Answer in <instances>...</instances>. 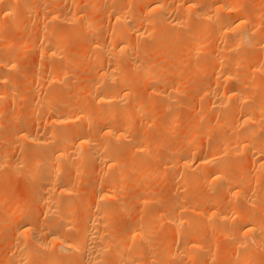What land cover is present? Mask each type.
Wrapping results in <instances>:
<instances>
[{
  "label": "bare ground",
  "instance_id": "1",
  "mask_svg": "<svg viewBox=\"0 0 264 264\" xmlns=\"http://www.w3.org/2000/svg\"><path fill=\"white\" fill-rule=\"evenodd\" d=\"M42 1L41 5L39 4L40 6L34 9L35 6L32 8L25 0H0V32L3 30L4 34V30L9 25L15 34L23 31L25 26L23 19L31 12L34 13L35 26L42 28L40 30L47 28L52 37L48 36L49 34H47L49 39L46 34L43 35L46 37L45 39L42 38L43 36L39 37L42 39L38 44H43V48L42 45H35L36 41L33 43L34 46L31 44L32 40L29 42L31 47L35 48L34 54L39 56L37 59L41 57L40 64L46 62L47 59L50 62L54 59V64L51 63V73L48 71L49 76L46 77L49 83L46 87L50 86V89L53 87L54 91L49 89L52 94L45 92V95H49L43 96L47 100L52 97L54 102V99L57 101L63 92L69 90L70 94L72 93L69 96L73 100H69L70 103L68 100L63 102L64 107L62 108L64 109L59 110L56 108L60 107L62 103L60 106H56L53 102V104L50 103V100L47 102L46 99H42L41 91L39 93L36 90L35 93L33 90L35 94L32 96H41L40 99L38 98L39 103L44 100L51 106L45 105L44 102V104L42 103L45 105L44 107L47 106L44 108L41 106L42 104H38L36 97L37 106L44 108L43 112L39 110L40 113H43V117L42 114L39 115V118L40 116L43 118L41 119L43 124L39 126L37 122L32 127L36 128L38 125V129H34L29 127L27 119V124L13 129L14 131L9 137V146L0 147V168L8 166L7 170L10 168L16 170L17 164L30 163L31 170L28 174L31 178H29L32 181L42 180L36 194V210L33 206L34 203L33 207L30 206V203L28 204L30 206L28 209L33 208L34 210H23L20 205L14 207L15 209L10 206L12 212H9L11 216L8 213L10 216L8 221L10 219L16 225L15 227L13 225L14 229L12 228V232L9 234L11 237H7L8 233L5 236L9 238L7 242L9 247L6 246L8 255L7 259L3 257L6 260L4 262L6 264H71L72 262L75 264H99L105 259L103 264L110 261L116 264L157 263H155L156 258L143 253L144 247L148 245L151 226L158 222L155 219L159 218V212L151 209L155 205L149 192L147 195V192H144L142 188L134 191L139 186L137 185L139 180H136L135 177H147L149 173L154 175V172L156 176V173L160 172L152 167L151 162H154L152 158L155 156L153 157L149 152L148 147L156 139L148 137L146 133L147 129L156 128V126L151 123L154 127H149L151 118L146 122L142 117H148V114H151L150 117H152L154 112L156 115L159 108L169 111L171 122L175 116L174 108L180 104L177 97L184 89L181 91V85H178L177 81L176 84L169 82L172 74L175 75L176 72L172 70L166 72L167 70L164 69L167 67L163 62H171L170 64L174 63L175 65L179 62L181 66L180 58L175 56L176 52L172 51L170 45L181 43V41L175 42L177 38L180 39L179 36H175L179 31L182 34L181 40L188 44L187 47H183L186 51L187 48L190 49L188 56L195 58L194 61L197 62L198 66L193 72L196 74L203 70L210 74L209 81L201 87L203 89L197 90L199 92L190 96H193L196 101L203 96L206 101L204 100L205 104L201 110H210L217 115L215 119L211 116V118L205 119L201 114L197 115V118L198 120L204 118L203 121H206L207 125L206 131L223 128L224 131L227 129L228 135L225 131V133L218 134L219 136H213L212 142L205 139L207 141H205L207 145L205 151L203 150L205 144L203 146L190 143L197 134L191 132L189 134L187 127L185 134L190 135L191 138L186 143L184 142L182 149H176L171 153L173 156L170 157V162L165 167L167 170H171L176 166V169H179L177 174L180 175L177 178V184L189 186V189L182 196L183 202L173 206L170 212L167 209L162 214L167 220L172 221L176 218L179 225L182 224L181 219L188 216H191L192 219L194 216L213 218L223 225L228 220L227 215L230 214L235 221H241V225L236 224L237 226L231 223L233 232H229L232 240L236 241V251L231 252L232 257L236 259L234 264H264V187L260 194L253 195V199L239 197L244 190L251 188L253 183L256 185L255 180L264 179V155H261L263 153L261 150L264 149V138L256 136L258 130L261 129V120L260 117L258 119V116L264 120V102L260 101L259 103L257 100L261 98L260 95H264L262 94L264 90H261L263 87L261 84L264 83V0H260L262 7H258V5L255 7L253 5L256 3L251 4L247 0H109V3L107 0L109 5L104 4L101 9L99 8L100 0L98 1L100 5H97V8L95 7L97 0H64L66 3L68 2V11L64 8L65 6L64 9L62 8L63 11L61 5L46 7V5H42ZM35 3L37 4V2ZM98 14L99 16H97ZM95 17H100L102 21L105 20L100 21L103 26L106 22L105 33L107 32V34L105 37L100 40H83L85 43L79 49L72 48L75 50L76 57L72 55L73 51L72 54L69 53L71 56L68 57L69 46L66 47V41L63 40L64 38L61 39L62 34L61 37H59L60 35H58L59 38L56 37V32H60L56 30L57 26L71 24V27L75 28L80 25L81 30L94 32L95 29H99L100 25H97V28L93 26ZM3 20H7V23H4ZM6 24L9 25L6 26ZM101 27L100 29L103 30L104 27ZM69 30L71 29L69 28ZM78 31L80 30L75 28V32L70 31V33L72 36H79ZM3 34L0 38L3 37ZM205 37L210 41L209 46L207 45L210 50L205 48L208 51V55L205 56L207 58L197 60L200 50L205 44L201 42V39ZM39 38H36L37 42ZM24 41L26 43L27 40ZM23 42H21V46L23 44L24 46L20 47L19 52L26 49ZM13 43L16 47L17 43ZM159 47L161 51H158ZM181 49L180 51H183ZM167 50L172 51V54ZM2 51L4 52L0 44V52ZM8 51L6 49L5 52ZM3 52L0 56V99L6 95L12 97L17 92V83L13 80L15 79L14 75L12 76L18 70L16 61H14L16 57L12 58L11 52H8L9 55ZM155 56H159L160 60L158 61L164 59L161 62L163 66L159 65V62L156 64L154 61L152 62ZM42 58L45 61H42ZM78 64H87L92 67L90 70L88 69L90 77H86L88 81L80 91V87L75 89L74 84L68 83V80L71 79H69V69ZM9 73L13 79L8 76ZM38 73L33 71L30 74L29 79L33 83H38L39 79L43 78L44 75ZM44 79L42 80L44 81ZM249 79L250 82H246ZM137 80L146 84V86L143 85L148 87L146 89H150V92L142 94L141 89H137V84H139ZM50 83H53L54 86ZM81 91H83L82 94ZM82 95L83 102H81ZM256 95H258L257 99L254 97ZM54 96L56 97L53 99ZM250 98L251 100L255 98L257 103L251 104ZM76 99H79L80 102ZM85 99L88 102L91 101L90 104L93 106L89 104L90 107L87 105L86 110L84 108L82 110L80 104L82 103L81 105L84 106ZM77 101L80 104L78 108H75L78 104ZM196 101L193 103L194 105L197 103ZM31 103L32 101L29 105ZM32 107L36 108L35 104ZM28 108L30 109V107ZM203 112L205 113V111H201V113ZM206 118L208 117L206 116ZM137 119L145 121L144 124L142 122V128L138 127L141 122H137V124ZM10 120L12 122V119ZM38 120L41 122L40 119ZM157 123L162 125L160 122ZM194 124L196 123L192 122V125ZM41 125L42 128H39ZM161 127L162 129L159 128V130H163L165 126ZM156 131L158 133L157 129ZM156 131L154 132L156 133ZM221 134H226V136ZM253 137L256 144L251 142V140L254 141ZM151 138L153 141L150 140ZM161 144L160 140L157 146ZM237 148L240 150L238 156L246 154L243 158L248 164L251 163L254 166L255 180L248 176V178H244L243 175L238 179L232 176L228 177L227 173L241 170L228 158V154L232 155V152L237 151ZM12 149L18 152L22 151L21 158L18 159L16 156L17 159L10 161L8 155ZM241 150L245 153H241ZM226 154L228 155L227 161L224 159ZM193 161H196L195 165L190 163ZM90 174L95 177L93 184L83 193L84 195L78 197L69 184H77L82 176ZM132 174L139 175L132 177ZM150 174L149 176H151ZM160 174L157 176L163 178ZM130 184H135V188ZM257 188L259 190L261 187ZM140 191L143 192L140 194L141 196L138 195ZM217 193H222L223 197H218ZM232 194L238 197L236 201H230ZM122 196H127V201L118 205L120 203L118 199ZM227 197L230 200H226ZM74 200H79V204L82 205V207L79 206V210H82L79 212L83 215V221L78 225H74L72 218L73 210H75L72 209ZM134 203L140 204L142 209H148L144 215L145 218L140 219L139 225L131 224L132 226L126 232L111 229L110 222L114 209L117 208L124 212ZM204 204L208 206V209L199 211L198 206ZM53 217L56 221L53 220ZM192 225L195 226L188 230L189 239L182 234V231L177 232V244L174 250H172V243L168 239L164 240L160 251L164 258L182 253L189 264L206 263L204 249L206 250L208 246L202 241L205 231L199 229L193 222ZM122 240L125 242L118 244ZM248 240H254L255 246H249ZM44 253L47 258L45 263H42L43 260L40 256H44ZM208 255L211 256L209 253ZM104 256L107 257V260ZM64 258L69 261L63 260Z\"/></svg>",
  "mask_w": 264,
  "mask_h": 264
},
{
  "label": "rangeland",
  "instance_id": "2",
  "mask_svg": "<svg viewBox=\"0 0 264 264\" xmlns=\"http://www.w3.org/2000/svg\"><path fill=\"white\" fill-rule=\"evenodd\" d=\"M8 1V0H7ZM26 2H28L29 3V6L31 5V7L33 8V6H35L34 7V9L36 8V7H38V6H40L41 5V0L40 1H37V0H25ZM30 1H31V3H30ZM44 1L45 0H43L42 1V5H46V7H49V6H51V5H53V6H59V5H61V9L64 7L65 9H67V11L69 10V6H68V2L66 3L64 0L62 1V2H60L59 0H47V1H45L46 3L44 4ZM99 0H97L96 1V3H95V7L97 6V5H100L99 6V8L101 9V7H102V5H104V4H106V5H109L108 3H109V0H108V3H107V0H105L106 1V3H105V1L103 0H100L101 2H100V4H99V2H98ZM247 1H250L249 3H253V4H255V5H253V6H255V7H257L256 5H258V7H262L261 6V4L262 3H260V0H247ZM258 1H259V4H257L258 3ZM35 2H37V4L35 3ZM40 4V5H39ZM67 7V8H66ZM98 7V6H97ZM96 7V8H97ZM104 7V6H103ZM102 7V8H103ZM56 8H60V7H56ZM63 8V9H64ZM33 9V10H34ZM37 9V8H36ZM60 9V10H61ZM62 9V10H63ZM85 9V8H84ZM256 9H258V8H256ZM260 9V8H259ZM34 11H36V10H34ZM64 11V10H63ZM34 14V13H33ZM32 14V12L30 13V15H27L26 17H25V19H23V24L25 25L24 26V29H22L23 31H21V32H16V34L14 33V31L12 30V27L9 25V24H6V26H8L9 25V27H11V28H7L6 27V29L4 30L5 32H4V34H3V30H2V32H0V36H1V34H3V37L2 38H0V44H1V48L3 47V50H4V52L3 53H5L6 55L8 54L9 55V53L11 52L12 53V55H11V53H10V56L13 58V56H15L16 57V59L14 60V61H16L15 62V64L18 66H16L17 67V72L15 73V74H12V76L14 75V77L13 78H15V79H13L12 77H11V73H9V75L8 76H10V78H12L13 80H15L16 81V83H17V85L15 84V83H13L14 85H16V90H17V92L15 93V94H13V96L12 97H10V95H6V96H4V97H2L1 99H0V147L2 148V147H8L9 146V143H10V136H11V133L14 131L13 129H16V127L18 128V127H21V126H23L24 124H27L26 123V121H27V119H28V122H29V127H32L34 124H37V122H38V125L40 126V124H43V120H41V119H43L42 117H43V113H40L39 112V110H41V112H43V110H44V108H46L48 105L50 106V103H52L53 101H52V97H49V98H51V99H46V98H44V96L43 95H45L46 93L45 92H49L50 94H52L51 93V91H54V89H52L53 87H51V89H50V86H47L46 87V85H48L49 83H48V79L46 78L47 77V75L49 76V74H48V71L51 73V63H53L54 64V59H53V61L52 62H50L48 59H47V61L46 62H42V64H40L39 62H40V60H41V57H40V59H37V58H39V56H37V54H34V52H33V50L35 51V48L33 47H31V44L34 46V42L36 41V43H35V45L37 44L38 46H41L42 45V48H43V44H38V43H41V42H39V40H41L42 38H46V37H44L43 35L44 34H46V36H47V34H49L48 36H50L51 37V35H50V33H48V30H47V28H46V30L44 29V30H40V29H42V28H37V25L35 26V24H34V19H33V15ZM97 16H99V14L97 15ZM101 18H102V16H100ZM100 17H95L94 18V25L93 26H95L96 28H97V25H99L100 23H102L103 21H105V20H101V18ZM32 20V21H31ZM7 21V20H6ZM6 21H4L3 20V22L5 23ZM24 21H25V23H24ZM28 21V22H27ZM100 21H102V22H100ZM7 23V22H6ZM101 25H102V27H104L105 25H106V22H105V24H104V26H103V24H100L98 27H99V29H95V27H93L94 29H95V31L94 32H90V31H84V30H81V26L80 25H78L77 27H75L76 28V30L78 29V30H80V31H78V35L79 36H77V35H75V36H72V33H73V31L75 32V28H72L71 27V24H61V25H59V26H57L58 28L56 29V30H59L60 32H56L57 34H56V37H58V35H60L59 37H61V34H62V36L63 37H61V39L62 38H64L63 40H65L66 41V47H68L69 46V50H70V52L68 51L67 52V56L69 57V55L70 54H72V51L74 52L75 50H73V49H79V47H81L85 42H83V40L85 41V39L87 40V39H91V40H100V39H103L104 37H105V34H107V32L105 33V31H106V29H107V27L105 28H102L101 27ZM56 27V26H55ZM63 27V28H62ZM71 29V30H69V28ZM100 27L103 29V30H101L100 29ZM80 28V29H79ZM48 29H50V27H48ZM62 29V30H61ZM65 29V30H64ZM68 29V30H67ZM105 29V30H104ZM51 31V30H50ZM70 31L72 32V33H70ZM92 31V30H91ZM69 32V33H68ZM42 33V34H41ZM181 33L178 31V35H177V33H176V35L175 36H179L180 37V39L179 38H177L176 39V41L175 42H178V41H181V43L180 42H178L177 44H175L174 43V45H173V43L172 44H170L171 45V49H172V51H174V52H176V53H174L175 54V56L177 55V57H179L180 58V61L182 62L181 63V66L179 65V62H178V64H174V63H172L173 65H175V66H173L172 64H170L171 62H166V61H164L163 62V60H161V61H158V60H160L159 59V56H155V57H153L154 58V60H152V62L154 61L155 62V64L156 63H158L159 65L161 64V62H163V64L167 67V69L165 68V66H164V70L166 71V72H169L168 70H172L173 72L175 71L176 73H174L175 75H173L172 74V77H170V79H171V81H169V82H173L174 84H176L175 82L177 81V83H178V85L180 84L181 86H180V89H181V91H182V89H184L182 92H181V94L180 95H178V97H177V101L180 103L179 105H177L175 108H174V112H173V114L175 115H173L174 117H173V120H172V122H171V119L169 118L171 115H169V111L167 110V111H165V110H163L162 108H159L158 106H157V108H159V110H158V112L156 113V115H155V112L153 113V115H152V117H150V115L151 114H148L147 116L148 117H142V119H144L146 122L150 119L151 120V122H150V124L152 123H154V126H156V128L151 124V126H149V127H154V128H149V130L147 129V131H146V133H147V136L148 137H154V142H152V144L150 145V146H148L149 147V149L151 150H149V152H151V154L153 155V157L155 156V158H152V159H154V162H151L152 163V167H155L154 169H156V170H158V171H160V172H158L159 174L160 173H162V174H160V175H162V177L163 178H161V177H158L157 175H159L158 173H156V176H155V172L153 173L154 175H151L150 173V175L151 176H149V174L147 175V177L145 176V177H140V176H138V175H136L137 174V172H136V174L135 175H133L132 177H135V176H138V177H135V179L137 180H139V183L137 184V185H139V186H137L136 188V190H134V191H138V189L139 188H142V189H144V192L146 191L147 193V195H148V192H149V195H151L152 197H153V199H154V205H155V207H153V208H151V209H153V211H156V212H159V218L158 219H155L156 221L158 220V222L156 223L155 222V224H152L153 226H151L152 227V229H150V232H151V234H149L150 235V237L148 238L149 239V241H148V245H146V247H144V253L143 254H145L146 253V255L147 256H153L154 258H156V261H155V263L157 262V263H163V264H189L185 259H184V257H183V255H182V253L181 254H178V255H176V256H174V257H169V258H164L161 254H160V251H161V248H162V244H163V242H164V240H166V239H168V241L169 242H171L172 243V250H174V248L176 247V244H177V232H180V231H182V234H184V236H187V239H189V237H190V234L188 233V230H190L192 227H194L193 225H192V222L194 223V224H196V226L199 228V229H204V231H205V233H203L204 234V236H203V239H202V241H203V243L206 245V246H208L207 248H208V250H207V248H206V250L204 249V255L206 256V263L205 264H234L235 262H236V259L235 258H233L232 257V253L231 252H235L236 251V241H234V240H232V236H230L229 235V232H233L232 230V225H231V223H233L235 226H237V225H241V221L239 222L238 220H236L235 221V219H233L232 217H231V215L230 214H228L227 215V217H228V220H226V222L225 223H223V225L218 221V220H216V219H213V218H202V217H200V216H194V218L192 219V218H190L191 216H188V217H186V218H182L181 219V225H179V221H177L176 220V218L174 219V220H167L164 216H163V214L162 213H165L166 211H167V209H168V212H170L171 210H172V207L173 206H177V205H179V203H181V202H183L184 201V199L182 198V196H184V193L185 192H187L188 191V189H189V186H185V185H178L177 184V178L180 176L179 174H177V170H179V169H176V166H175V168L174 169H166V164L168 163V162H170V157H172L173 156V154H171L172 152H174L176 149L178 150H180V149H182L183 148V145H184V142L186 143L187 141H189V138H191V136L190 135H187V134H185L186 133V129H187V127H188V131H189V134H191V133H193V134H197L196 136H194V139L190 142L191 144H199V145H203V144H205V146H204V148L207 146L206 145V140L208 139L210 142H212V139L216 136V135H218V134H220V133H225V131L227 132V129L224 131L223 130V128L222 129H220V128H218V129H210V130H208V131H206V127H207V125H206V121L204 122L203 121V119L205 118V119H209V118H214L215 119V117H216V115L214 114V113H212V112H210V110L208 111V110H201V108H202V106L205 104V98L203 99V96L202 97H199L200 99L199 100H195L194 98H193V96H190L191 94L193 95V94H195V93H197V92H199L200 90L199 89H203V88H201L206 82H208L209 81V79H210V74H208V72L207 71H205V72H203V70H201L199 73H194L195 72V70H196V68H197V62L196 61H194V59L191 57V56H188V54H190V49L189 48H187V51L185 50V48L184 47H187L188 46V44H186V43H184V41L183 40H181ZM43 36V37H42ZM48 36H47V38H48ZM54 36V35H53ZM93 36V37H92ZM39 37H42V38H39ZM58 37V38H59ZM36 38H39L38 39V42H37V39ZM52 38V37H51ZM95 38V39H94ZM206 38V37H205ZM201 39V42L204 44V49H203V47H202V49L200 50V53H199V56L197 57V60L199 59V58H207V57H205V56H207L208 55V51H206L205 50V48L207 49V50H210V49H208L207 48V45H208V43L210 42V41H208V38H206V39ZM33 39H34V41H33ZM49 39V38H48ZM24 40H27L28 41V43L29 42H31V40H32V43L30 44L29 43V45H27L28 43H27V41H26V43H25V41ZM203 40V41H202ZM24 41V42H23ZM13 42H16L17 44H16V47H15V43H13ZM21 42H23V43H25V45H26V49H23V50H25V51H21V52H19V50H21L20 49V47H22V46H24V44L21 46ZM183 42V43H182ZM20 43V44H19ZM5 45V46H2V45ZM14 44V45H13ZM181 46H180V45ZM19 45V46H18ZM18 46V47H17ZM28 46V47H27ZM180 48H179V47ZM184 46V47H183ZM209 46V45H208ZM7 47V48H6ZM16 48V50H15V48ZM71 47V48H70ZM174 47V48H173ZM190 47V46H189ZM18 48V49H17ZM25 48V47H24ZM42 48H40V49H42ZM73 48V49H72ZM183 49V51H184V53H182L183 51H180V49ZM6 49H8L9 51V53L7 52H5L6 51ZM72 49V50H71ZM181 49V50H182ZM2 50V49H1ZM161 51V48L159 47L158 48V51ZM165 51V50H164ZM167 51H169L170 52V54H172V51H170V50H167ZM178 51H180L179 53H177ZM2 52H0V56L2 55L1 53ZM16 52V53H15ZM19 52V53H18ZM21 53V54H20ZM70 53V54H69ZM186 53V54H185ZM19 54L21 55V57L19 56ZM173 54V55H174ZM72 55H74L75 57H76V53L74 52ZM186 55V56H185ZM201 55H202V57H201ZM37 56V57H36ZM71 56V55H70ZM74 56H72V57H74ZM14 57V58H15ZM19 59H18V58ZM189 57H191V58H189ZM179 58H178V61H179ZM43 59V58H42ZM162 59V58H161ZM201 59H199V60H201ZM51 60V59H50ZM37 61H38V66H39V64H40V66L38 67L37 66ZM42 61H45V59H43ZM157 61V62H156ZM200 62V61H199ZM45 63V64H44ZM184 63H186V64H184ZM34 64V65H33ZM35 64H36V66H35ZM48 64H49V66H48ZM52 64V65H53ZM162 65V64H161ZM194 67H193V66ZM48 66V67H47ZM163 66V65H162ZM170 66H172V67H170ZM24 67V68H23ZM53 67H54V65H53ZM36 69V70H34V69ZM40 68V69H39ZM46 68V69H45ZM90 68H92L91 66H88L87 64H78L77 66H74V67H72V68H70L69 69V79L70 80H68V83H72V85L75 87V89H77V87L79 88V91H80V89L81 90H83V88H81V87H83L84 85H85V83H87V81L88 80H86V77H88L89 76V70H90ZM175 68V69H174ZM195 68V69H194ZM89 69V70H88ZM178 69V70H177ZM189 70V71H187V70ZM36 72V73H38V71H39V73L41 74L42 73V75H44L43 76V78L41 77L38 81V83L36 82H32L30 79H29V77H30V74L33 72ZM46 70V71H45ZM181 73H180V72ZM194 71V72H193ZM47 72V73H46ZM83 72V73H82ZM87 72H88V75H87ZM171 72V71H170ZM186 72V73H185ZM21 73V74H20ZM24 73V74H23ZM38 73V74H39ZM193 73V75H191ZM23 74V75H22ZM39 74V75H40ZM71 74V75H70ZM208 74V75H207ZM41 75V76H42ZM87 75V76H86ZM181 75V76H180ZM75 76V77H74ZM178 76V77H177ZM187 76H189V77H187ZM193 76V77H192ZM74 77V78H73ZM90 77V76H89ZM45 78V79H44ZM135 78V77H134ZM187 78V79H186ZM19 79V80H18ZM42 79H44V81L42 80ZM88 79V78H87ZM136 79V78H135ZM176 79V80H175ZM186 79V80H185ZM190 79H192V80H190ZM30 80V81H29ZM46 80V81H45ZM75 80V81H74ZM19 81V82H18ZM138 81V80H137ZM14 82V81H13ZM31 82V83H30ZM44 82H47V83H45L44 84ZM139 82V81H138ZM137 82V83H138ZM168 82V83H169ZM192 82V83H191ZM246 82H250V79L247 81L246 80ZM43 83V84H42ZM78 83V84H77ZM136 83V84H137ZM142 82L140 81L139 82V84H137V89L139 88V89H141L140 90V92L142 93V94H146L147 93V91H149L150 92V89H146V88H148V87H145L146 86V84H144V83H142ZM33 84V85H32ZM141 84V85H140ZM145 86H144V85ZM186 84V85H185ZM249 84V83H248ZM40 87H39V86ZM50 85H53V83H50ZM261 85H263V87L261 88V90L263 89L264 90V83H262ZM260 85V86H261ZM31 86H32V88H31ZM38 86V87H37ZM42 86V87H41ZM54 86V85H53ZM15 87V86H14ZM44 87V88H43ZM198 87V88H197ZM34 88V89H33ZM30 89V90H29ZM42 89H44V90H42ZM51 91H50V90ZM194 89V90H193ZM35 91V93H36V90L40 93V91H41V93H40V95L42 94V99L44 98V99H46L47 100V102L50 100L51 102L50 103H48L47 104V102L46 101H44V100H41L42 101V103L44 104V102H45V105H47L46 107H44L45 105H43L41 102L39 103V97H41V96H39L38 94H36V95H38L39 97H37V99H38V104H42L41 106H43L44 108L42 109L41 108V106H37L38 104H36L37 103V99H36V97L33 95L32 96V94H35L34 93V91ZM144 90H146V91H144ZM190 90V91H189ZM197 90H199V91H197ZM65 91V90H64ZM37 92V93H38ZM63 92V91H62ZM62 92H61V94H62ZM82 92L83 91H81V94H82ZM144 92H146V93H144ZM263 92V91H262ZM27 93H28V95H27ZM80 93V92H79ZM53 94H55V93H53ZM60 94V95H61ZM72 94V93H71ZM70 94V91L69 90H67V91H65V92H63V94H62V96H61V98H57V101H56V99H54L56 96L57 97H59L60 95H56V96H54L53 97V99L55 100L53 103H54V105H61V103H62V105L60 106V107H58V108H56L55 106H53L52 105V107H55L56 109H59V110H63L64 108H62V107H64V103L63 102H65V101H67L68 100V103H70L69 102V100H73L72 99V97L71 96H69V95H71ZM262 94H264V93H262ZM49 94H47V95H45V97L46 96H48ZM67 96V97H66ZM73 96V95H72ZM190 96V97H189ZM257 96L258 95H256V96H254V97H256V99H257ZM261 96V98H258L257 100H259L258 102L260 103V101H262V102H264V95L262 96V95H260ZM81 97H83V95L81 96ZM81 97H80V99H81ZM183 97V99H181ZM186 97V98H185ZM193 98V99H192ZM36 99V100H35ZM83 99H84V97L81 99V102H83ZM255 98L254 99H252L251 100V98H250V103L252 104L253 102H256L257 100H256ZM76 100H78L79 101V99H76ZM180 100V101H179ZM205 100V101H204ZM32 101V103L29 105V103ZM34 101H35V103H34ZM76 102V103H78L77 104V107H75V108H78V105L80 104L79 102ZM87 100L85 99V104H84V106L83 105H81L80 104V106H82L81 107V109L83 110V108H84V110H86V107H87V105L89 106V104H90V102L91 101H87ZM197 102V103H195V105L193 104L194 102ZM72 102V101H71ZM199 102V103H198ZM261 102V103H262ZM35 104V106H36V108H33L32 106ZM52 103V104H53ZM57 103V104H56ZM73 103V102H72ZM76 103H74V106H76L75 104ZM257 103V102H256ZM187 104V105H186ZM254 104V103H253ZM66 105V104H65ZM182 105V106H181ZM185 105V106H184ZM90 106H93L92 104H90ZM89 106V107H90ZM28 107H30V109L28 108ZM51 107V106H50ZM89 107H88V109H89ZM185 107V108H184ZM198 107V108H197ZM28 108V109H27ZM61 108V109H60ZM156 108V109H157ZM190 108V109H189ZM192 108V109H191ZM195 110H194V109ZM197 109V110H196ZM32 110H34V111H32ZM16 111V112H15ZM177 111H178V113H177ZM195 111H197V112H195ZM201 111H205V113L203 114V113H201ZM206 111H208V112H206ZM34 112V113H33ZM39 112V113H38ZM20 113V114H19ZM216 113V112H215ZM40 114H42V117L40 116V118H39V115ZM178 114V115H177ZM184 114V115H183ZM199 114H201L204 118L203 119H201V120H198V116L197 115H199ZM17 115H19V116H17ZM159 115V116H158ZM177 115V116H176ZM204 115H206L208 118H206V116H204ZM179 116H181V117H179ZM211 116V117H210ZM257 116V115H256ZM156 119H155V118ZM178 117V118H177ZM259 117H260V123H261V129H259L258 130V134L256 135V136H261V137H263L264 138V120L261 118V116H258V119H259ZM188 118V119H187ZM257 118V117H256ZM10 119H12V122H11V120ZM38 119H40L41 120V122H39V120ZM154 121H153V120ZM176 119H177V121H176ZM181 119V120H180ZM16 120V121H15ZM25 120V121H24ZM33 122H32V121ZM138 121H136V123L137 122H141L140 124L141 125H138V127L140 128V126H141V128H142V122H143V124L145 123V121H141V119H137ZM155 120H157V121H155ZM187 120V121H186ZM196 120V121H195ZM30 121H31V123H30ZM169 121H170V124H169ZM180 121H182V122H180ZM199 121V122H198ZM157 122H160V123H162V125H163V127H164V129L163 130H159V128H161L162 129V125L161 124H158ZM180 122V123H179ZM187 122V123H186ZM192 122H195L196 124H194V125H192ZM138 124V123H137ZM149 124V125H150ZM189 124V125H188ZM38 125H36L37 127L36 128H34V127H32V128H34V129H38ZM158 125H160V126H158ZM172 125V126H171ZM185 125V126H184ZM192 125V126H191ZM10 126V127H9ZM35 126V125H34ZM158 126V127H157ZM259 126H260V124H259ZM262 126H263V128H262ZM148 127V126H147ZM194 127V128H193ZM39 128H42V125H41V127H39ZM166 128H169V129H166ZM152 129V130H151ZM156 129L158 130V133H157V131H156ZM176 129V130H175ZM221 130V131H220ZM150 131V132H149ZM153 131V132H152ZM154 131H156V133L154 132ZM163 131V132H162ZM191 132V133H190ZM207 132V133H206ZM151 133V134H150ZM204 133V134H203ZM164 134V135H163ZM171 135V136H170ZM209 137H208V136ZM222 136L223 135H225L226 136V134H221ZM227 135H228V132H227ZM214 136V137H213ZM219 136V135H218ZM255 136V137H256ZM213 137V138H212ZM152 138L150 139V140H152ZM160 138V139H159ZM211 138V139H210ZM206 139V140H205ZM256 139H257V137H256ZM7 140V141H6ZM160 140L162 141V144L160 145V146H157V144H158V142H160ZM253 140L255 141H252L251 140V142H253V143H255L256 144V140H255V138L253 137ZM153 141V140H152ZM206 141V142H205ZM250 141V140H249ZM250 142V143H251ZM252 143V144H253ZM189 144V143H188ZM159 148L158 150H157V148ZM201 147V146H200ZM202 148V147H201ZM17 149V148H16ZM161 149V150H160ZM13 150V151H12ZM11 150V152L9 153L10 155H8V157H9V159H10V161H12V160H15V159H17V157H18V159L19 158H21V154L23 153L22 151L21 152H18L17 150H14V149H12ZM19 150V149H18ZM157 150V151H156ZM203 150H205L206 151V148L205 149H203ZM236 150V149H235ZM239 149L237 148V151H238ZM20 151V150H19ZM156 151V152H155ZM237 151H234V152H232V155H233V153H234V155H235V153L237 152ZM240 152V150L236 153V155H235V157L233 158V156L229 153L228 155H229V157H228V155L227 156H224L225 158V160H226V157H228V158H230V162L231 163H233L234 165H236L237 167H240L241 168V170H236V171H232V172H229V173H227L226 174V176H228V177H230V176H232V177H235L236 179H238L241 175H243L244 176V178H250V179H252V180H255L254 179V172H255V168H254V166L251 164V163H249L248 164V162H246L245 161V159L243 158L244 157V155H246V154H242L243 156H238L239 153ZM261 152H263V153H261V155L263 154L264 155V149H262L261 150ZM18 153V154H17ZM21 153V154H20ZM241 153H245L244 151L242 152V150H241ZM19 155H20V157H19ZM17 156V157H16ZM159 158V159H158ZM223 158V157H222ZM223 159V160H224ZM246 160H247V158H246ZM153 161V160H152ZM227 161V160H226ZM228 161H229V159H228ZM192 165H195L196 164V161H193V162H190ZM242 165H241V164ZM241 166H240V165ZM30 163H26V164H22V163H19V164H17L15 167H17V169L16 170H14V169H12V168H10V169H8L7 170V167L8 166H6V168H0V177H1V175H2V178H0V264H6L5 262H6V260L5 259H7L6 257H7V251L6 250H8V248L6 249V246H7V242H8V239L9 238H6L5 236L7 235V233H8V235H7V237H9L10 235L9 234H11L10 232H12V228L14 229V227H15V223L14 222H12V221H10V219H9V221H8V218L11 216L10 215V213L12 212V208H14V207H19V205H20V208L21 209H23V210H34L33 208H31V209H28V207L30 208V206H32L33 205V203H34V208H35V210L37 209L36 208V202H37V200H36V194H37V192H38V190H39V186L41 185V183H42V180H38V181H32L30 178V174H28L29 173V171L31 170V168H30ZM164 165V166H163ZM246 165V166H245ZM248 166V167H247ZM151 167V168H152ZM248 169H247V168ZM180 168V167H179ZM192 168H194V167H192ZM73 169V168H72ZM18 170V171H17ZM243 170V171H242ZM9 171V172H8ZM16 171V172H15ZM20 171V172H19ZM163 171L165 172L164 174H163ZM152 172H153V168H152ZM151 172V173H152ZM157 172V171H156ZM244 174H243V173ZM2 173H4V174H2ZM167 173V174H166ZM6 174V175H5ZM8 174V175H7ZM18 174V175H17ZM8 176H10V177H8ZM248 176V177H247ZM4 177V178H3ZM30 177V178H29ZM87 178V179H86ZM95 177H93L91 174L88 176V175H85V176H82V178L80 179V180H78L79 182L77 183V184H75V183H70L69 185H70V187L71 188H73L74 189V191H75V194L77 193V196L78 197H80V196H82V195H84L83 193H85L86 191H87V189L89 188V186L90 185H92L93 184V179H94ZM241 178V177H240ZM133 181H134V178L132 179ZM135 180V181H136ZM147 180V181H146ZM261 181H259V178L257 179V180H255L256 181V185H255V183H253L252 184V186H251V188H249V189H247V190H244V192H243V194H241L239 197H241V198H243V197H245V198H247V199H253L254 197H253V195L254 194H260L261 193V191H262V189H263V184H264V179H260ZM259 184V185H258ZM130 185H132V184H130ZM135 185V184H134ZM134 185H132V187L133 188H135L134 187ZM146 185V186H145ZM148 185V186H147ZM136 186V185H135ZM145 186V187H144ZM256 186V187H255ZM131 187V186H130ZM131 187V188H132ZM257 187H261L259 190H258V188ZM131 188H130V190H131ZM132 188V189H133ZM131 192H133V191H131ZM143 192H141L140 191V193L138 192V195H140V194H142ZM206 194H208L207 192H206ZM212 194V193H211ZM219 195V196H218ZM141 196V195H140ZM217 196L218 197H223V194L221 193H217ZM155 197V198H154ZM237 198L238 197H236L234 194H232L231 195V199L232 200H230V198H226V200L228 199V200H230V201H236L237 200ZM122 199V200H121ZM118 201L120 202V203H118V205H122L123 203H125L126 201H127V196L125 197V196H122V197H120L119 199H118ZM122 202V203H121ZM20 203V204H19ZM30 203V206L28 205ZM80 202H79V200H74L73 202H72V207H74V208H72V209H75V210H73L74 211V215H72V218L74 219H72L73 221H74V225L76 224V225H78V223L80 224V222H82L83 221V215H81L82 213L81 212H79V211H82V210H79V206L80 207H82V205L81 204H79ZM157 203V204H156ZM14 204V205H13ZM23 204V205H22ZM13 205V206H12ZM136 204L134 203V205H132V206H130L129 207V209H127L126 211H120L119 209L117 210V208H115L114 209V214H113V218L111 219V229H113V230H124V232H126L129 228H130V226H132V225H139V222H140V219L142 218H145L144 217V215L146 214V211L148 210V209H142L141 208V205L139 204H137L136 206H135ZM6 206V207H5ZM12 208H11V207ZM32 206V207H33ZM10 207V208H9ZM208 206L206 205V204H204V205H200V206H198V210L199 211H206L208 208H207ZM243 207H245V206H243ZM247 207V206H246ZM19 208V209H20ZM5 209H7V210H5ZM11 209V210H10ZM15 209V208H14ZM82 209V208H81ZM135 209V210H134ZM139 209V210H138ZM202 209V210H201ZM245 209H247V208H245ZM249 209V208H248ZM5 210V211H4ZM117 210V211H116ZM250 210V209H249ZM138 211V212H137ZM246 211H248V210H246ZM10 212V213H9ZM8 213H9V215H8ZM161 214H162V216H161ZM131 216V217H130ZM138 216V217H137ZM143 216V217H142ZM56 217H58L59 218V216H56ZM135 217H137V219L135 220ZM141 219V220H142ZM53 220L54 221H56V219H55V217H53ZM133 220V221H132ZM160 220V221H159ZM192 221V222H191ZM154 222V221H153ZM14 223V224H13ZM132 224V225H131ZM237 224V225H236ZM13 225H14V227H13ZM134 225V226H135ZM129 226V227H128ZM8 227H9V229H8ZM121 227V228H120ZM125 227V228H124ZM210 227V228H209ZM120 228V229H119ZM124 228V229H123ZM232 229V230H231ZM208 230V231H207ZM8 231V232H7ZM76 232V231H75ZM149 232V233H150ZM202 232H203V230H202ZM236 233V232H235ZM73 234H74V232H73ZM237 234V233H236ZM11 237V236H10ZM234 238H236V236L234 235ZM163 240V241H162ZM125 241H120V242H118V244H123ZM248 243H249V246H252V247H254L255 246V242H254V240H248ZM9 244V243H8ZM126 244V243H125ZM3 246V247H2ZM7 247H9V246H7ZM241 251H242V249H240ZM5 254H4V253ZM208 253L211 255V256H209L208 255ZM259 254V253H258ZM42 255V254H41ZM106 256V255H105ZM104 256V257H105ZM260 256V255H259ZM3 257L5 258V259H3ZM104 257H102V259H104ZM261 257V256H260ZM40 258L43 260L42 261V263H45V260H46V258H47V255H46V253H44V256L42 255V256H40ZM106 258V260H107V257H105ZM41 259H39V260H41ZM101 259V260H102ZM63 260H65V261H69L68 259H63ZM105 260V259H104ZM104 260H102L103 262H100L101 264H103L104 263ZM5 261V262H4ZM64 261V262H65ZM47 262V261H46ZM72 262V261H71ZM41 263V262H40ZM99 263V264H100ZM107 264L109 263V264H116L115 262H113V261H110V262H106ZM156 263V264H157ZM71 264H75V263H71Z\"/></svg>",
  "mask_w": 264,
  "mask_h": 264
}]
</instances>
